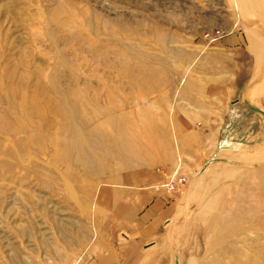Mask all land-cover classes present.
Here are the masks:
<instances>
[{
	"label": "rangeland",
	"instance_id": "rangeland-1",
	"mask_svg": "<svg viewBox=\"0 0 264 264\" xmlns=\"http://www.w3.org/2000/svg\"><path fill=\"white\" fill-rule=\"evenodd\" d=\"M247 2L0 0V264L81 263L105 174L166 158L186 180L170 264H264V0ZM197 67L240 87L216 136L181 134L165 103Z\"/></svg>",
	"mask_w": 264,
	"mask_h": 264
},
{
	"label": "crops",
	"instance_id": "crops-1",
	"mask_svg": "<svg viewBox=\"0 0 264 264\" xmlns=\"http://www.w3.org/2000/svg\"><path fill=\"white\" fill-rule=\"evenodd\" d=\"M238 45L240 37L234 35L226 38L220 48L230 51ZM214 72L227 77L223 74L226 71L197 67L195 77L173 86L171 102L165 100L171 103L181 134L201 135L208 127L209 135H218L233 105L239 103L235 101L240 93L236 75L222 81L208 80ZM171 161L166 158L105 174L92 195L96 236L79 264H170L163 231L181 201L178 193L168 194L160 186L172 174L175 163Z\"/></svg>",
	"mask_w": 264,
	"mask_h": 264
},
{
	"label": "built area",
	"instance_id": "built-area-1",
	"mask_svg": "<svg viewBox=\"0 0 264 264\" xmlns=\"http://www.w3.org/2000/svg\"><path fill=\"white\" fill-rule=\"evenodd\" d=\"M223 37V34L220 32L215 33V37L211 40L216 41L219 40L220 38ZM185 179L182 178L177 174V172L171 174L170 176L167 177L166 181L160 186L162 189L165 190L166 193L172 194V193H177L181 190V188L185 184Z\"/></svg>",
	"mask_w": 264,
	"mask_h": 264
},
{
	"label": "bare ground",
	"instance_id": "bare-ground-1",
	"mask_svg": "<svg viewBox=\"0 0 264 264\" xmlns=\"http://www.w3.org/2000/svg\"><path fill=\"white\" fill-rule=\"evenodd\" d=\"M240 2H241V6H245L247 3H249V2H247V0H240ZM242 8H244V7H242ZM245 9V8H244ZM244 11V10H243ZM246 11V10H245Z\"/></svg>",
	"mask_w": 264,
	"mask_h": 264
}]
</instances>
